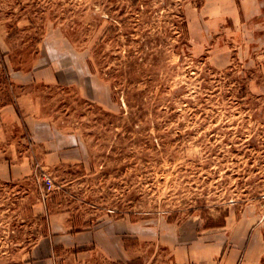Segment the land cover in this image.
I'll return each mask as SVG.
<instances>
[{
    "label": "rangeland",
    "instance_id": "rangeland-1",
    "mask_svg": "<svg viewBox=\"0 0 264 264\" xmlns=\"http://www.w3.org/2000/svg\"><path fill=\"white\" fill-rule=\"evenodd\" d=\"M21 94L66 147L0 181V264H30L62 217L143 226L131 259L56 264H171L158 226H264V0H0V108ZM25 118L0 119V160L41 159Z\"/></svg>",
    "mask_w": 264,
    "mask_h": 264
},
{
    "label": "crops",
    "instance_id": "crops-1",
    "mask_svg": "<svg viewBox=\"0 0 264 264\" xmlns=\"http://www.w3.org/2000/svg\"><path fill=\"white\" fill-rule=\"evenodd\" d=\"M14 73L15 77L25 84L34 82L39 77L38 73L43 77L36 66L27 73ZM53 77L57 80L55 70ZM34 109L37 110V105L28 94H21L15 104L0 108V119L16 116L21 120L26 117V128L33 139V142L28 144L29 149H43L40 160L34 151L0 160V181L24 178L33 174L36 170L35 164L55 163V157L63 158L66 135L44 120L32 118ZM248 220L239 218L222 226H194L191 230L167 223L158 226V232L152 238L162 245L161 248L167 252L171 264H264V226ZM70 222L71 220L65 217H62L61 221H52L53 233L49 232L41 237L31 249L30 264H56V246L64 250L86 246L88 256H103L116 262L131 259L134 257L133 248L136 249L138 245L133 246L129 237L140 236L143 226L126 220L122 222L120 219L113 222L104 221L100 225H91L87 230L76 231Z\"/></svg>",
    "mask_w": 264,
    "mask_h": 264
},
{
    "label": "trees",
    "instance_id": "trees-1",
    "mask_svg": "<svg viewBox=\"0 0 264 264\" xmlns=\"http://www.w3.org/2000/svg\"><path fill=\"white\" fill-rule=\"evenodd\" d=\"M2 63H4V61H1ZM225 223H223V224H220V225H207V227L209 226V227H215V226H222V225H224Z\"/></svg>",
    "mask_w": 264,
    "mask_h": 264
}]
</instances>
